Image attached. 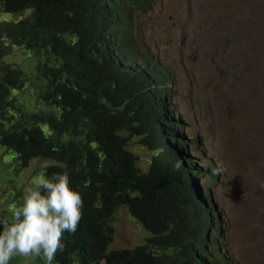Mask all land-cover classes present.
Returning <instances> with one entry per match:
<instances>
[{
  "label": "trees",
  "instance_id": "trees-1",
  "mask_svg": "<svg viewBox=\"0 0 264 264\" xmlns=\"http://www.w3.org/2000/svg\"><path fill=\"white\" fill-rule=\"evenodd\" d=\"M153 3L0 0L2 14L28 11L0 15V145L19 167L39 160L45 164L36 173H67L83 200L78 228L63 234L51 264H208L196 254H207V242L198 238L203 216L175 164L154 160L140 169L128 148L146 122L148 100L133 74L151 67L133 12H147ZM18 90L30 99L20 102ZM2 178L6 194L15 190L20 200L25 187ZM121 207L148 232L145 242L112 247Z\"/></svg>",
  "mask_w": 264,
  "mask_h": 264
},
{
  "label": "rangeland",
  "instance_id": "rangeland-1",
  "mask_svg": "<svg viewBox=\"0 0 264 264\" xmlns=\"http://www.w3.org/2000/svg\"><path fill=\"white\" fill-rule=\"evenodd\" d=\"M153 1L147 12H133L144 37L141 51L160 57L177 77L178 113L198 136L204 161L214 172L210 192L223 212L222 238L232 264H264V0ZM26 13L0 11L2 18ZM13 51L24 55L20 48ZM16 98L27 101L30 92L18 90ZM134 149L144 169L148 154ZM44 164L32 162L31 177ZM5 165L11 173L17 167L11 152L1 147L0 171ZM14 192L6 194L0 181L2 218L10 219L23 203L25 191L20 200ZM128 213L121 207L116 214L112 247H132L148 237ZM31 256L14 254L9 264H48Z\"/></svg>",
  "mask_w": 264,
  "mask_h": 264
},
{
  "label": "clouds",
  "instance_id": "clouds-1",
  "mask_svg": "<svg viewBox=\"0 0 264 264\" xmlns=\"http://www.w3.org/2000/svg\"><path fill=\"white\" fill-rule=\"evenodd\" d=\"M134 27L138 29L133 16ZM140 37L144 42L141 33ZM148 59L151 67L133 74L135 84L148 98L143 104L146 122L128 142V148L136 155L137 166L140 158L134 146L148 154L145 170L150 168L154 160L160 161L162 166L175 164L190 202L203 216L198 238L207 242L204 244L207 254H196L208 264H224L227 261L232 264L226 241L222 238L223 212L210 192L214 172L209 169L210 163L204 161L201 144H197L198 136L188 129L183 114L178 113L181 106L174 83L177 77L172 69L164 66L160 57L150 56ZM168 73L173 76H167ZM135 138H138L136 142ZM16 165L12 173L8 165L0 171V181L6 183V191L8 182L2 178V174L10 177V187L20 188L28 182H34L35 187L25 189L23 203L14 207L11 222L7 218H0V225L3 226L0 232V264H9L14 254H43L48 264H51L57 251L63 248V234L74 233L78 228L82 219V197L70 187L67 173L47 178L35 171L31 177V165L19 167L17 161Z\"/></svg>",
  "mask_w": 264,
  "mask_h": 264
},
{
  "label": "bare ground",
  "instance_id": "bare-ground-1",
  "mask_svg": "<svg viewBox=\"0 0 264 264\" xmlns=\"http://www.w3.org/2000/svg\"><path fill=\"white\" fill-rule=\"evenodd\" d=\"M210 214H211V212H210Z\"/></svg>",
  "mask_w": 264,
  "mask_h": 264
}]
</instances>
